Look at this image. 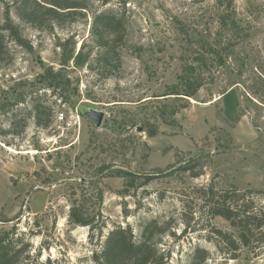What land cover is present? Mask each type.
<instances>
[{
  "label": "rangeland",
  "instance_id": "rangeland-1",
  "mask_svg": "<svg viewBox=\"0 0 264 264\" xmlns=\"http://www.w3.org/2000/svg\"><path fill=\"white\" fill-rule=\"evenodd\" d=\"M10 2L1 1L0 24L10 7L25 45L4 32L0 232L16 226L14 240L27 245L18 264H95L98 226L104 222L106 234L130 225L139 237L150 219L166 227L157 240L167 264H195L197 248L210 253L200 264H264L253 250L238 259L221 252L211 228L236 229L199 199L211 185L236 187L264 207V0H88L85 15L52 29L25 22ZM102 11L125 24L114 73L93 40V18ZM71 37L76 53L85 46L63 70V103L38 78L47 66L61 67L59 45ZM210 46L224 65H214L197 95H164L183 65ZM20 95L22 102L9 104ZM36 102L49 107V125L36 123ZM93 110L104 114L100 126ZM192 159L195 171L182 170ZM118 169L136 173V184L108 175ZM147 174L154 177L144 184ZM72 206L99 209L97 227L71 224Z\"/></svg>",
  "mask_w": 264,
  "mask_h": 264
},
{
  "label": "trees",
  "instance_id": "trees-1",
  "mask_svg": "<svg viewBox=\"0 0 264 264\" xmlns=\"http://www.w3.org/2000/svg\"><path fill=\"white\" fill-rule=\"evenodd\" d=\"M0 0V14H1ZM7 6H15L17 14L25 22L39 29H52L55 25H62L65 22L74 21L80 15H85L88 0H11ZM10 7H7L5 21L0 24V57L6 52L5 31H8L13 40L25 45V39L19 28L13 23L10 17ZM93 40L100 51L98 54L100 62L109 66L110 72L114 73L119 68L121 54L118 45L125 41V24L112 13L102 11L94 15L92 24ZM73 44L74 46H70ZM62 49L61 67L55 69L47 66L38 80L45 89L58 92L62 102H67V91L69 79L63 74L64 68L72 59L78 60L83 55L85 44L82 43L79 52L76 53L75 42L72 37L59 45ZM72 47V48H71ZM209 53V54H208ZM217 54V50L210 46L206 52H199L194 57V62H186L177 82L164 95L181 99L194 98L202 87L208 82V75L214 65L223 66L224 57L219 62L211 56ZM21 95L16 100L10 101V105L22 102ZM35 119L38 125H49L51 114L48 115L45 104L36 102L34 104ZM177 110L173 109L172 113ZM196 160V159H192ZM198 161L187 162L182 170L195 171ZM203 167V166H201ZM203 169V168H202ZM199 176V172H192ZM109 176H120L126 179V186H134L137 174L132 171L118 169L115 172L109 171ZM154 175H145L144 184L153 179ZM251 191H244L236 187L230 189H218L211 185L202 189L199 199L203 208L211 216H220L230 222L236 229V233L217 228H211L214 242L221 252L230 259H238L246 249L253 250L256 257L264 254V207L257 206L255 198L250 195ZM102 198V193L100 194ZM100 210L95 213H85L79 206H72L69 214L70 223L75 226H89L95 229L96 219ZM106 224L98 226L101 232V248L95 251L93 258L95 264H167V255L160 249L157 236L166 231L164 224L156 219H150L142 224L141 234L136 236L130 225H115L106 234L103 230ZM16 226L10 230L0 232V264H18L22 253L27 245H19L14 240ZM258 245L257 249L253 246ZM209 251L205 248H197L194 255V263L205 262L209 257ZM200 260V261H198ZM49 264H52L49 262Z\"/></svg>",
  "mask_w": 264,
  "mask_h": 264
},
{
  "label": "water",
  "instance_id": "water-1",
  "mask_svg": "<svg viewBox=\"0 0 264 264\" xmlns=\"http://www.w3.org/2000/svg\"><path fill=\"white\" fill-rule=\"evenodd\" d=\"M91 115L93 116V119H94L96 126H100L102 123L103 117H104L103 112L93 110V111H91ZM139 129H141V127L138 128V130Z\"/></svg>",
  "mask_w": 264,
  "mask_h": 264
}]
</instances>
